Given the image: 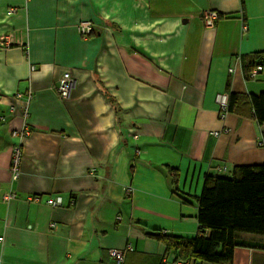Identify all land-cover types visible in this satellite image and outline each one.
<instances>
[{
    "label": "crops",
    "instance_id": "crops-1",
    "mask_svg": "<svg viewBox=\"0 0 264 264\" xmlns=\"http://www.w3.org/2000/svg\"><path fill=\"white\" fill-rule=\"evenodd\" d=\"M256 52L264 0H0V264H117L126 245L125 264H176L150 233L195 236L205 176L264 163V122L216 103L264 91V54L255 78L243 70ZM232 264H264V249L238 246Z\"/></svg>",
    "mask_w": 264,
    "mask_h": 264
},
{
    "label": "trees",
    "instance_id": "trees-1",
    "mask_svg": "<svg viewBox=\"0 0 264 264\" xmlns=\"http://www.w3.org/2000/svg\"><path fill=\"white\" fill-rule=\"evenodd\" d=\"M263 54L256 52L243 57L245 77L249 78V71L263 62ZM228 98L229 112L264 122V91L258 94L229 92ZM197 202L199 230L195 236L150 233L175 252V263L232 264L238 246L264 249V243L239 235L241 232L264 235V163L237 165L225 176L207 174Z\"/></svg>",
    "mask_w": 264,
    "mask_h": 264
},
{
    "label": "built area",
    "instance_id": "built-area-1",
    "mask_svg": "<svg viewBox=\"0 0 264 264\" xmlns=\"http://www.w3.org/2000/svg\"><path fill=\"white\" fill-rule=\"evenodd\" d=\"M11 11H12V9L9 12H11ZM217 16H218V13L216 11L206 10L205 14H204V21L208 26H213ZM78 29H79L81 35L86 38V37H88V35L92 31V22L89 20H82L78 24ZM242 29H243V32H245L247 30V25L243 24ZM31 69H34V67L32 66ZM258 71H259V67L252 68L248 73L249 78H255ZM74 86H75V79L72 76L71 72L69 70L64 71L62 73V75L59 77V81L57 84V91H58L59 96L62 99L68 98L70 96V93H71ZM19 96H20V94H19ZM216 103L218 106L219 117L221 119H224L226 114L229 112V110H228V105H229L228 94L219 93L216 97ZM14 134L19 136L20 141L22 143L24 141V139L27 137V135L29 134V131H28V128L25 126V127H23L22 130L15 131ZM214 134L217 135L218 132L215 131ZM21 158H22V156H21V144H18L14 148V153H13V158H12V166H11V172H12L14 178L18 177L19 164L21 162ZM132 191H133L132 187L127 188L128 193H131ZM14 196H15V194L8 193L5 196V198L11 199ZM34 199L36 201H38L39 197L36 196V197H34ZM46 203L50 206H53V207L61 205L62 204V197L61 196L48 197L46 200ZM0 240H2V237H0ZM128 249H132V246L126 245L123 248H111L109 253H110V256L113 258V260L117 264H125V252ZM176 264H183V263L181 261H178V262H176Z\"/></svg>",
    "mask_w": 264,
    "mask_h": 264
}]
</instances>
